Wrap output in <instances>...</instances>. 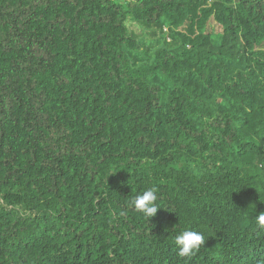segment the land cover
I'll list each match as a JSON object with an SVG mask.
<instances>
[{
  "label": "trees",
  "instance_id": "obj_1",
  "mask_svg": "<svg viewBox=\"0 0 264 264\" xmlns=\"http://www.w3.org/2000/svg\"><path fill=\"white\" fill-rule=\"evenodd\" d=\"M260 212L264 0H0V264H264Z\"/></svg>",
  "mask_w": 264,
  "mask_h": 264
},
{
  "label": "clouds",
  "instance_id": "obj_2",
  "mask_svg": "<svg viewBox=\"0 0 264 264\" xmlns=\"http://www.w3.org/2000/svg\"><path fill=\"white\" fill-rule=\"evenodd\" d=\"M158 189L155 187L149 188L143 194L133 197L129 201V207L134 208L135 211L143 213L146 218H153L158 212L156 205ZM120 216H126V212H120ZM256 225L258 230H264V212H260L256 216ZM175 244L179 251L178 255L181 258H192L205 245L204 235L196 231H184L176 236Z\"/></svg>",
  "mask_w": 264,
  "mask_h": 264
}]
</instances>
